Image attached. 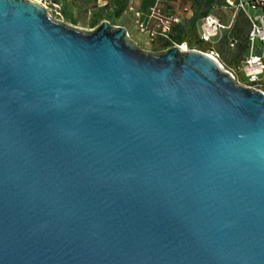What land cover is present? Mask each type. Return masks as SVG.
<instances>
[{"label": "water", "instance_id": "water-1", "mask_svg": "<svg viewBox=\"0 0 264 264\" xmlns=\"http://www.w3.org/2000/svg\"><path fill=\"white\" fill-rule=\"evenodd\" d=\"M0 264H264V91L0 0Z\"/></svg>", "mask_w": 264, "mask_h": 264}, {"label": "rangeland", "instance_id": "rangeland-1", "mask_svg": "<svg viewBox=\"0 0 264 264\" xmlns=\"http://www.w3.org/2000/svg\"><path fill=\"white\" fill-rule=\"evenodd\" d=\"M55 1H59V6L53 4ZM244 1L247 3L244 10L239 13L236 23V36L240 44L232 47L230 41L221 36L218 38L216 49L221 55L222 59L220 61L224 67L234 71L238 84L257 86L264 91V78H261L257 84H252L249 82L245 71L239 69L237 65L239 61L243 62L248 56L244 48L247 46L246 37L251 26L249 16L263 12L261 7H253L250 3L251 0ZM219 2L224 3V0H219ZM39 3L45 6L55 18L87 29H94L106 19L114 25L126 26L131 37L141 48L147 51L165 50L178 45L179 41H186L190 49H205L197 42V36L200 35L202 16L206 11L197 4L196 0H115V2L105 6H97L92 2L82 0H39ZM128 6L133 7V12L140 11L144 14L153 9L163 15H179L181 21L175 25L172 38H159L151 41L148 34L136 24L133 14L127 10ZM215 10L220 11L223 18L226 19L231 15L230 9L219 7ZM195 31H197V34ZM168 41H171L170 44H168ZM258 47H261L259 42L257 43ZM242 73L244 74L243 77L241 76Z\"/></svg>", "mask_w": 264, "mask_h": 264}, {"label": "built area", "instance_id": "built-area-1", "mask_svg": "<svg viewBox=\"0 0 264 264\" xmlns=\"http://www.w3.org/2000/svg\"><path fill=\"white\" fill-rule=\"evenodd\" d=\"M82 1L92 2V4L97 6L111 4L110 0ZM246 3L247 2L244 0H224V3H215V8L222 7L232 9V18L229 23H225L220 17L212 12L203 15L200 31L201 40L204 42H215L216 39L221 36L222 31L232 29L238 14L244 10ZM250 3L253 7L264 6V0H251ZM53 4L59 6V1H55ZM127 10L133 14L136 24L142 31H145L148 34L151 41H155L159 38L170 39L175 25L181 21L179 15H163L153 9L146 14L140 11L133 12V7L131 6H128ZM249 19L251 26L247 34V41L250 46V54L239 66V69L245 71L249 82L257 84L264 75V49L261 53L255 51L258 42L264 47V11L257 13L254 16H249ZM236 43L237 41L235 39H230V45L232 47H234ZM206 53L221 63V55L218 51L210 50ZM228 70L235 76L233 70ZM254 87L258 88L257 86Z\"/></svg>", "mask_w": 264, "mask_h": 264}, {"label": "trees", "instance_id": "trees-1", "mask_svg": "<svg viewBox=\"0 0 264 264\" xmlns=\"http://www.w3.org/2000/svg\"><path fill=\"white\" fill-rule=\"evenodd\" d=\"M196 2H197V4H198L199 6H201V7L206 11L205 14H207V13H209V12H212V13L216 14L217 16H219V17L221 18V20H223V22H225V23L228 22L230 16H229L228 19L223 18V16L221 15V12L215 10V9H218L219 7H218V8H215V7H214V4H215V3H220L219 0H196ZM259 7L262 8V11H264V6H259ZM221 8H222V7H221ZM229 11L232 13V10H231V9H230ZM205 14H204V15H205ZM236 29H237V28H236V24H235V26L231 29V31L228 32V34H227V32H226V33H224L222 36L226 37L228 40H230V39H235V40L237 41L236 46H238L240 43H239V39H238V37L236 36ZM195 30H196V29H195ZM195 33L197 34V31H195ZM172 36H174V32H173V31H172V34H171V38H172ZM219 38H220V37H219ZM170 42H171V41H168V44H170ZM197 42L200 44L201 47L205 48V49H202L201 51H204V52H209L210 50H216V51H218V50L216 49V44L218 43V39H216L215 42H204V41L201 40L200 35H198V36H197ZM244 49H245V50H244L245 53H246L247 55H249V45H248V42H247V46H246ZM218 52H219V51H218ZM221 59H222V58H220V60H221ZM241 62H242V61H239V63H237V65L240 66V63H241ZM241 76L243 77L244 74L242 73Z\"/></svg>", "mask_w": 264, "mask_h": 264}, {"label": "crops", "instance_id": "crops-1", "mask_svg": "<svg viewBox=\"0 0 264 264\" xmlns=\"http://www.w3.org/2000/svg\"><path fill=\"white\" fill-rule=\"evenodd\" d=\"M112 2H115V0L113 1V0H110V3H112ZM226 9V8H225ZM232 10V9H231ZM232 15H233V10H232V13H231V15H230V18H229V20H228V22L227 23H229L230 22V20H231V18H232ZM219 17V16H218ZM238 17H239V14H238V16H237V18H236V20H235V22H234V24H233V27L235 26V24L237 23V20H238ZM232 27V28H233ZM229 31H231V29H227V30H224V31H222V34H221V36L224 34V33H226L227 32V34H228V32ZM249 31V30H248ZM248 34V33H247ZM220 36V37H221ZM247 38V37H246ZM230 41V40H229ZM248 42V41H247ZM249 45V44H248ZM261 45V44H260ZM236 46V45H235ZM234 46V47H235ZM264 49V47L261 45V47H258L257 48V45H256V49H255V51L257 52V53H261L262 52V50ZM249 54H250V46H249ZM249 56V55H248ZM247 56V57H248ZM246 57V58H247ZM241 65V64H240ZM261 78H264V75L261 77Z\"/></svg>", "mask_w": 264, "mask_h": 264}, {"label": "bare ground", "instance_id": "bare-ground-1", "mask_svg": "<svg viewBox=\"0 0 264 264\" xmlns=\"http://www.w3.org/2000/svg\"><path fill=\"white\" fill-rule=\"evenodd\" d=\"M33 1H34V0H33ZM35 1H38V2H39V0H35ZM185 40H186V39H185ZM178 45H179V47H180L181 49H183V50H189V49H190V48H189V45L187 44L186 41H182V42L179 41Z\"/></svg>", "mask_w": 264, "mask_h": 264}]
</instances>
